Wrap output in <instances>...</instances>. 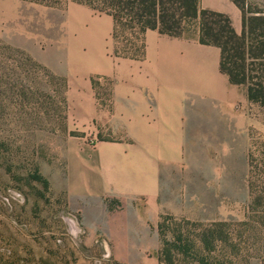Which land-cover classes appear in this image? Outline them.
<instances>
[{
	"label": "rangeland",
	"instance_id": "1",
	"mask_svg": "<svg viewBox=\"0 0 264 264\" xmlns=\"http://www.w3.org/2000/svg\"><path fill=\"white\" fill-rule=\"evenodd\" d=\"M238 1L247 17L264 16V0ZM107 16L73 0H0V264H264L258 103H237L231 116L223 111V129L200 141L208 145L186 147L177 171L160 174L155 202L69 201L70 148L111 138L99 123L82 122L69 97L84 89L75 66L95 44L94 21ZM198 29V19L187 20L183 37ZM110 44L114 51L112 31L105 53ZM89 79L100 96L109 93L110 80ZM205 79L204 94L226 104L210 69ZM236 98L244 101V92Z\"/></svg>",
	"mask_w": 264,
	"mask_h": 264
},
{
	"label": "crops",
	"instance_id": "2",
	"mask_svg": "<svg viewBox=\"0 0 264 264\" xmlns=\"http://www.w3.org/2000/svg\"><path fill=\"white\" fill-rule=\"evenodd\" d=\"M201 1L202 8L233 14V28L241 30L240 12L230 0ZM94 24L95 44L80 53L84 61L75 66L84 76V89L71 90L69 97L75 99L82 122L99 123L111 131V138L81 141L78 149L70 148L68 199L150 204L157 200L160 174L177 171L186 147L208 145L200 141L223 129V111L231 116L237 103L247 104L246 91L229 83L219 71V49L199 43L198 34L170 37L147 29L143 56L132 59L113 55L111 44L105 53L104 38L113 30L111 16ZM209 69L225 88L226 104L220 105L217 95L204 94ZM93 74L110 80L106 96L93 90ZM241 92L244 101L236 98Z\"/></svg>",
	"mask_w": 264,
	"mask_h": 264
},
{
	"label": "trees",
	"instance_id": "3",
	"mask_svg": "<svg viewBox=\"0 0 264 264\" xmlns=\"http://www.w3.org/2000/svg\"><path fill=\"white\" fill-rule=\"evenodd\" d=\"M53 5L62 0H24ZM108 13L113 19L114 55L139 59L143 56V34L155 29L170 37H183L187 20L198 19V41L219 49V71L229 83L245 88L248 101L264 108V16L247 17L238 0H231L242 13L241 32L230 17L219 11L199 7V0H73ZM259 30L260 33H257ZM120 32H127L130 40ZM119 37L125 45L120 47ZM34 174H39L37 171ZM35 178L46 186L40 175Z\"/></svg>",
	"mask_w": 264,
	"mask_h": 264
}]
</instances>
